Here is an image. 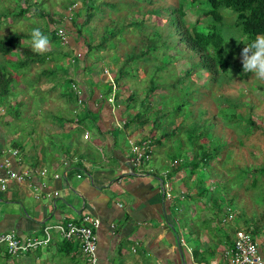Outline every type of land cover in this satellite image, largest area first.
<instances>
[{
	"label": "crops",
	"instance_id": "1",
	"mask_svg": "<svg viewBox=\"0 0 264 264\" xmlns=\"http://www.w3.org/2000/svg\"><path fill=\"white\" fill-rule=\"evenodd\" d=\"M71 34L75 31L71 30ZM72 39L73 36H68L66 45L76 50L80 45L77 47L75 43L82 40L74 42ZM107 63L101 61L92 65L91 74L109 83L116 66L109 71L105 69L107 74H104ZM84 64L85 61L79 67L77 62L67 64L82 88L84 104L76 113L71 110L74 102L67 105L65 115L52 114L43 108V114L50 115L49 119L54 118L57 123L45 127L40 124L36 132L33 130L41 117L33 112L29 118L34 121L25 118L15 125L14 121L7 120L8 123L0 125V163L7 161L6 167L0 166V174H5L6 168L17 172L37 167L46 170L44 174L29 173L23 182H10L6 189H0V232L12 230L20 238L31 234L42 236L44 223L78 221L81 214L90 213L99 219L95 233L100 264H221L222 250L230 244L234 229L246 228L251 230L264 259V218L261 217L264 205L258 206L255 218L253 214L236 218L229 209L232 217L222 220L226 215L220 209L228 207L226 202L219 200L218 205H214L206 196L198 201L190 197L200 189L189 181L190 176L184 181L182 173L174 171L168 175L169 183L176 180L177 187L171 190L175 196L166 198L159 189L163 170L157 172L156 165H151L154 172L150 175L145 172L135 176L128 172V152L122 148L119 135L139 138L150 131L151 126L147 125L145 131L140 132L134 128L136 122L124 125L133 108L130 113L122 114V104L113 106L112 100H108L115 92L103 93L98 89L90 92ZM44 93L38 92V95L43 97ZM120 121H123L121 126L117 125ZM26 125L32 130L21 136L17 131ZM85 130L89 133L87 138L82 137ZM14 139L18 147L11 145ZM14 147L18 149L17 154L10 151ZM76 165L84 169H73ZM53 190L57 191L55 195H47ZM29 194L35 200L30 208L23 204ZM40 196L47 197L48 201H40ZM173 198L176 200L169 201ZM169 204H173L172 207ZM245 211L249 212L250 207H243L242 213ZM178 214L185 215L179 219ZM67 241L50 229L46 244L16 259L24 256L26 264H86L76 240ZM3 254L0 250V256Z\"/></svg>",
	"mask_w": 264,
	"mask_h": 264
},
{
	"label": "trees",
	"instance_id": "2",
	"mask_svg": "<svg viewBox=\"0 0 264 264\" xmlns=\"http://www.w3.org/2000/svg\"><path fill=\"white\" fill-rule=\"evenodd\" d=\"M147 1L150 2V0ZM197 1L200 2L202 6L201 10L207 19L208 24L205 30L189 28L184 24L182 19L183 12L181 9L182 0H165L164 2H156L153 6L147 7L144 10L142 9L146 13L150 12L154 15L159 14L161 19L160 27L158 28L161 35L159 37H162L163 29L166 30L168 27L170 30L169 35L171 38L167 40V42L164 41V45H162L163 49L158 51V57H160V54L166 49H174V54H167L168 59L173 57V60L168 63L158 64V68L165 69L170 63L174 62V59L175 61L176 59H181L183 61L186 60V67L183 69L182 78L190 79V87L175 95V102L172 105L173 110H186L187 115L192 121L189 124V127L183 123L185 122L184 119L179 121V127H183V129L187 130L186 145L188 146L182 148L181 144L183 142L178 144V150L170 155V158H174L176 161L172 162L173 166H169L167 174L170 175L174 171H182L189 167V173H187L188 177L200 169H206L207 173L205 178L201 177L198 181L196 180L194 182L196 188H200L198 189V193H203L207 188H210V191L207 193L209 194L207 196L209 201L214 205H218L219 200L225 201L232 214H234L233 216H235L241 209H243V207L238 206L241 205L239 201L233 202L234 204L232 203L231 195H233V193L236 194V192L231 193V191H225L219 188L220 186L218 185V182L220 181L216 180V175L218 174L217 165L219 164L231 169V163H233L234 167L238 169L237 173L240 177L239 179L241 180V183L242 181L244 182V177L249 178V185H247V187L255 190V193H252V197L250 196V198H256L264 202V197L261 195L263 189L258 187V179L264 178V110L255 107V97L250 92V95L247 98L248 100L243 98V96L245 97V95H247V92H242L243 95L236 92L238 90L235 89L236 86L233 84V81H231L232 74L230 72L225 74V71L220 70L222 66L221 57L224 43V37L220 25L221 22L226 21L227 19V17H225V9H229L233 15L232 18L228 19H233L234 25H236L241 34L245 36V45L251 43L257 35H264V0ZM68 3H74V0H70ZM79 3V9H82L83 14H81V20H78V24L76 22L77 20H72L71 15V12L76 14V10L70 8L69 10H65L66 16L68 14L67 12L70 11L69 17L67 16L68 19H61L60 25L65 33L69 32L70 36H73L72 41L76 42L77 40H82L84 47L82 55V59L85 61L84 67L86 70L91 71L94 69L92 68L94 62L95 65H97L98 62H101L102 55L104 54L101 52L102 50L107 49L110 51L111 49L115 50L120 47L116 42L118 40L117 34L120 32L119 29L115 27L116 24L114 23V20L116 18L107 15V12L105 11V8L108 5L110 8H116L118 7V4L116 2L111 3V0H79ZM203 3H205L207 7L204 8ZM26 7L27 6L19 5L16 13L11 12L10 8H8V10L0 12V19L5 18L6 15H11L12 17L20 16L25 12ZM34 13L39 15L42 13L49 14L48 12L41 11V9H35ZM104 17H109V20L107 18V20L103 22ZM92 18H96L95 22L92 21ZM51 21H54V19H51ZM67 21L70 22V24H67ZM99 21H102L101 25H99ZM153 22H150L147 25L152 27ZM108 24H111V28H108ZM71 30L75 31L74 35L71 34ZM49 32L51 39L57 37L56 40L59 41V44L64 43L60 35L56 34L53 28H51ZM23 37H27V34L22 31L13 32L11 35L0 34V107H2L7 114L11 113L14 117H24V115L20 117V106L25 103L21 98H14V104L8 103L9 99L15 97L16 88L12 85L15 84L17 78H15L14 75L22 78L26 90L31 89L32 92L33 89L35 91L32 92V94H29V99L33 96H37L38 92L53 91L58 92V95L63 97L65 104L68 105L73 102L75 104L77 98L76 91L70 86L71 82H76L72 75L74 74V71L67 66L66 63L58 62L65 57H69L72 53L69 50L59 49L53 51L48 49V51L42 55L37 54L32 51L31 46L23 43ZM12 52H18V54L13 57ZM94 53L95 55L92 56L91 54ZM137 56V53L130 54L128 51V53L124 55L121 63L117 65L113 76L114 90H116V93L123 92V89H128L125 86V83L132 80L134 72L131 71V66L129 67L130 69H127L125 66L129 60L136 58ZM197 71L203 72L206 76L207 83L199 85V83L194 80L193 74ZM57 72L60 74L54 76V73L56 75ZM28 74H31V76ZM89 76L94 78L92 86L89 88L90 92H94V89L100 90L96 85H98L97 82L99 83V81H103L100 80L97 75L94 76L89 73ZM191 76L192 78H190ZM225 76H227V78H225ZM65 78H67L68 84L62 88L60 85L65 81ZM180 78L181 76L178 79ZM48 81H51V84L48 87H40L42 82ZM261 82L264 81L261 80ZM149 83L150 85L144 91L146 92L147 99L143 98L148 106H150L152 100L151 92L155 87V84L152 83L151 79ZM56 85L60 86V89L59 87L57 89ZM78 85L81 86L80 81L78 82ZM108 86L109 89H107V93L111 90V84ZM125 91L127 92L125 97L128 98L129 101H133L135 99L134 94L137 91L135 89H128ZM201 92H206L209 96L215 98L221 97L223 102L226 103L225 106H230L233 110L226 113L224 112L225 108H223V105L221 110L225 114L221 112L222 117L219 118L218 123L211 119L206 121V117L201 120V118L204 117V112H201V99H203ZM213 92H220L219 96H214ZM158 94L161 93H157V95ZM245 103L248 105L247 108L243 106ZM168 111L170 110L164 109V111L159 112V115H156L155 118H166L168 114H170L169 117H173L174 113H166ZM255 112L258 113L259 117L254 114ZM35 114L36 113L33 112V115ZM214 114L215 113L213 112L211 115L214 116ZM141 115H143V112L139 109L132 115L128 114V119L124 121V125L129 124V122L138 123V119H140ZM196 116L197 118L200 117L195 119ZM168 118H166V120ZM25 120H28V117ZM79 121H82V118L79 119ZM155 122H157V120H155ZM155 122L153 121L152 124L154 125ZM209 122L213 123V125L210 126ZM237 131H239V133H237ZM234 132L237 133V135H234ZM169 134H171V132L169 133L168 131L163 130L159 137H155V135L153 136V133L147 132L139 138H135L134 142L139 144L141 139H149V151L151 154L152 143H156L159 146L162 145L163 139L166 138V140H168ZM199 137L204 138V141L199 142ZM245 137L248 138V143H244ZM16 144L17 142H15L14 139L11 142V145L15 146ZM244 145L247 146L248 156L246 157L243 156L242 152L237 151L239 147H241L240 150L243 151L242 147ZM179 148L182 150H179ZM185 150H190L191 153L187 160L182 153ZM169 151H171L170 148ZM240 153H242L243 156L240 159L242 164H238V161H235ZM212 159H215L216 162L211 165L210 162ZM250 163L253 164L252 167L249 166ZM72 168L84 169V167H79L78 165ZM249 171L250 173L247 174ZM207 178H211L208 185L201 183V180L204 181ZM225 178L230 179V175H227ZM213 188L214 190L217 189V191H211ZM241 196H244V194ZM245 201L246 200H244V202ZM233 205L235 206L232 207ZM220 210L225 215L228 213V209L225 206L223 207V210ZM261 217L264 218V215L262 214ZM64 241H67V239H64ZM0 250L4 251L3 256H0V264H6L5 259L6 256L9 255L3 244H0Z\"/></svg>",
	"mask_w": 264,
	"mask_h": 264
},
{
	"label": "rangeland",
	"instance_id": "3",
	"mask_svg": "<svg viewBox=\"0 0 264 264\" xmlns=\"http://www.w3.org/2000/svg\"><path fill=\"white\" fill-rule=\"evenodd\" d=\"M70 0H0V12L8 10L10 8V11L13 13H16L17 9L19 8V5L27 6L25 8V12L22 13L20 16L12 17L11 15H6L5 18L0 19V34L3 35H11L13 32L16 31H22L27 34V37H23V43L31 46V31L34 28L39 27L41 31L48 35L50 37V29L53 27L52 25H55L58 23L61 19H65L66 14L65 10L68 8H74L76 10V14L71 12L72 20H81V14L82 9H79L80 3L79 0H74V3H68ZM73 1V0H72ZM165 0H150L148 2L147 0H111L112 2H116L118 4V7L116 8H110L108 5L105 8V11L107 12V15L116 18L114 20V23L116 24L115 27L119 29V34H117L118 40L116 41L120 47H118L115 50L108 51L107 49L102 50L101 52L104 53L102 55V63H107L106 68H103L104 74H107L106 70L108 71L110 69H114L115 66L119 63H121L124 55L126 53L134 54L137 53L138 56L136 58H132L129 60L126 64V68L130 69L134 72V76L131 81L125 83V86L128 89H135L137 92L134 94V100L129 101L128 98L123 97L121 95H127L125 90L123 89V92H117L116 90H111V92H115L114 96H112L111 104H118L121 103L123 107L122 114L128 112H131V107L133 108L132 113H134L136 110H141L143 112V115H141L140 119H138V123L136 122L134 128L135 130H138L140 132L145 131V127L151 126V130H148V133H153V136L159 137L162 131H168L169 138L166 140V138L163 139L162 145H158L156 143H152L151 149L152 152L148 159L145 161V166L150 167L149 171H145L147 174L150 175V173L154 172L151 165L154 164L157 167V172H160L161 170H166V167L169 168L171 165L170 162H175L176 159L170 158L171 154H174L175 151L178 150V144L183 142L181 144V147L185 148L188 145L187 144V138L186 133L187 130L183 129V127H179L180 123L179 121L183 120L185 122V125L189 127V124L192 122L187 115L186 110L182 109H172V105L175 102V95L179 94L180 92L186 90L190 87V79L188 78H182L183 75V69L186 67V60L181 59H174L173 63H170L165 69L158 68V64L160 63H168L173 60V57H170L168 59L167 54H174V49H166L160 54V57H158V51L160 49H163L162 45H164V41L167 42L171 38L169 35V28L167 27L166 30L163 29V35L162 37L160 35V31L158 28L160 27V16L154 15L153 13H146L143 10L147 7L153 6L156 2H164ZM182 19L184 21V24L188 26L189 28H196L205 30L207 27V19L204 13L201 10V4L199 1H190V0H182ZM204 8L207 7L205 3H203ZM66 7V8H65ZM35 9H41V11L48 12L49 14L42 13V14H35ZM143 9V10H142ZM70 13V11H68ZM145 13V15H144ZM232 13L229 11V9H225V17H227L226 21L221 22V32L224 37V43H223V53L221 57V71L230 72L232 74L231 81H233V84L236 86L235 89L238 90L240 95H243L242 92H247L245 97V100H248L249 92L253 94L255 97L256 108L263 109L264 110V82H261V80L257 79L255 76H253L251 73H244L242 70V58H241V52L245 45V36L241 34L240 30H238L237 26L234 25L232 18ZM109 17H104L103 22L106 21ZM51 19H54V21H51ZM96 18H92V21L95 22ZM154 21V22H153ZM68 22V21H67ZM153 22L152 27H149L147 24ZM102 24V21H99V25ZM48 25V26H47ZM108 28H111V24H108ZM115 28V29H116ZM87 31V30H86ZM84 31V32H86ZM87 33V32H86ZM66 36H70L69 32H66ZM57 38V37H56ZM56 38L51 39L50 38V45L48 49H51L53 51L56 50H69L71 53L78 51V54L75 56L78 57L77 59V66L79 67L81 63L84 62V59H82L84 47L82 42H78L79 44L75 43V46H79L77 50H74V48H71L68 45H65L64 43L59 44V41L56 40ZM163 40V41H162ZM74 45V44H73ZM76 47V48H77ZM126 52V53H125ZM18 54V52H12V56L15 57ZM168 54V55H169ZM92 56L95 55L91 54ZM11 57V58H13ZM118 57V58H115ZM108 60L105 62V60ZM65 58L62 60H59V63H65ZM47 62V61H46ZM111 62V63H110ZM70 63V62H69ZM74 63V62H73ZM95 65V62L94 64ZM115 65V66H114ZM68 66V65H67ZM105 66V65H104ZM116 69H114L115 71ZM89 73H91L90 70H86L84 73V77L87 80V82H90L89 84L92 86V82L94 81V78L89 76ZM60 73H54V76L59 75ZM222 74V73H221ZM224 74V75H225ZM31 76V74H28ZM73 77L76 80V84L78 85V80L76 79L75 74H72ZM80 80L83 77V72L81 71L78 73ZM15 78H17V81L12 86H15L16 88V94L15 99L21 98L24 102L26 101V104H23L20 106L21 113L20 117L24 115L23 118H15L11 113L7 114L6 111L3 110L2 107H0V125H5L4 122L8 123L7 120H12L11 122L15 123V125L18 124V122L22 119L29 118L30 115H32V112H36V114H40L39 119H37L38 125L34 127V132H36V129L41 124L43 127L47 126L48 124H51L52 122L56 124L54 118H50V115L45 116L43 114V108L47 109L48 111H51L52 114L60 113L66 114L68 112V106L65 104L63 97L58 95V92H45L43 94V97L39 95L33 96L30 99L28 98V94L31 93V89H25L24 88V81L21 77H17L14 75ZM181 76L180 79H178ZM192 78V76L190 77ZM193 78L196 82L199 83V85H203L202 83H207L206 76L203 74L202 71H197L193 74ZM227 78V76H225ZM152 80V83L155 84L154 89L151 92V103L150 106L146 104V101L143 100V98L147 99L146 88L150 85L149 81ZM54 81V80H53ZM264 81V80H263ZM126 82V81H125ZM51 84V81L48 82H42L40 84L41 88H46ZM68 84L67 78H65V81L61 83V87H65ZM98 85L97 88L100 89L101 92L107 93V89H109V83L105 82H97ZM108 84V85H107ZM94 85V84H93ZM57 86V85H56ZM60 86H57L56 88L60 89ZM80 87V85H78ZM125 88V87H124ZM232 90V89H231ZM125 91V92H124ZM32 92H35L32 89ZM110 92V91H109ZM233 92V90H232ZM157 93H161L158 94ZM220 92H213L214 96H219ZM201 95H203V99H201V112H204V117H206V121L211 119L214 122L218 123V120L220 117H222V108L223 105L225 108L224 112L229 113L233 110L230 106H225L226 103L223 102L221 97H213L209 96L206 92H201ZM21 96V97H20ZM143 100V101H142ZM14 98L9 99L8 103L14 104ZM43 101V102H42ZM192 102V100L190 99ZM193 103V102H192ZM244 107H248L247 103L243 105ZM19 107V106H18ZM127 107V108H126ZM147 107V108H146ZM76 109H80L79 107ZM158 109V110H157ZM164 109H168L170 111L166 113L173 114V117H169L170 114L167 115L166 118H155L156 115H159V112L164 111ZM244 109V108H243ZM24 110V111H23ZM206 111V113H205ZM38 112V113H37ZM215 113L214 116H212V113ZM222 112L223 114H225ZM27 113V114H25ZM257 117H259L258 113H254ZM130 115V114H129ZM201 116V114H200ZM199 116V117H200ZM203 116V115H202ZM11 117V118H10ZM34 117V116H33ZM198 117V118H199ZM209 117V118H207ZM217 117V119H216ZM197 116L195 119H198ZM216 119V120H215ZM31 121L33 119H30ZM157 120V122H155ZM199 119V121L201 122ZM34 121V120H33ZM155 122L153 125L152 122ZM84 123V120L82 122ZM34 126V123H32ZM209 125L212 126L213 123L209 122ZM154 126V127H153ZM31 128L26 125L24 126V129L17 131L19 134L27 135L30 133ZM215 129V128H214ZM78 130H80L78 128ZM173 131V133H172ZM10 134V132H6ZM239 133V131H237ZM237 133L234 132V135H237ZM33 134V133H32ZM81 135V132H80ZM120 142H122L121 146L123 149H125L126 152L129 151V143L126 140V137L123 135H119ZM132 137V136H131ZM164 137V136H163ZM134 138V137H133ZM162 140V139H161ZM198 141H204V138H198ZM244 143H248V138H244ZM169 146V147H168ZM169 148L171 151H169ZM241 147L238 148L237 151H240L243 153V156H248L247 154V146L244 145L242 147L243 151L240 150ZM187 149V148H186ZM179 150H182L179 148ZM183 156H185L186 160L190 157L191 153L190 150H185L182 152ZM242 153L238 154V158L235 159V161H238V164H242L240 162V159L243 157ZM234 160V159H233ZM216 160L212 159L210 164H215ZM169 163V164H168ZM227 164V163H226ZM250 167L253 166L252 163L249 164ZM231 169H228V167L217 165V170L220 175L216 176V180L220 181L218 182L219 188L222 190H228L233 193L231 195L232 203L239 201L241 205L244 208L250 207L249 212H243L240 210L238 214L236 215V218L247 216L246 214H253V218L257 217L256 214L259 212V208H262L264 203L262 201H259L257 204L255 201L256 198H250L252 197V193H255V190L253 188L247 187L249 185V178L244 177V182L239 179L238 176V169L234 167L233 163H231ZM145 169V168H144ZM189 167H187L185 170L177 171L176 173H182L184 181H187V176H185L187 173H189ZM144 172V173H145ZM167 172V171H166ZM196 173V174H195ZM207 171L206 169H200L197 172L192 173L190 176V182L198 181L201 177L205 178ZM250 171L247 173L249 174ZM227 175H230V179L225 178ZM136 176V175H135ZM137 176H139L137 174ZM199 178H198V177ZM225 178V179H224ZM211 179V178H210ZM210 179H205L204 181L201 180V183L204 185H208L210 183ZM177 187L176 180H170V189L173 191ZM222 187V188H221ZM258 187L262 188L263 191L261 192V195L264 197V178L258 179ZM215 188V187H214ZM211 191H217V189ZM160 189V188H159ZM210 188H207L203 193H197V194H191L190 197L195 198L197 201L198 199L206 196V199L208 198L207 193L210 191ZM244 194V196H241ZM40 201H48L47 197H39ZM176 200L175 198L172 199ZM244 200H246L244 202ZM34 198L31 194L26 195L23 199V204L25 206H32L34 204ZM247 202V203H246ZM238 203V202H237ZM246 203V204H244ZM252 205H247V204ZM234 204V203H233ZM244 204V205H243ZM63 205V204H62ZM170 207H172L173 204H169ZM255 207H254V206ZM233 205L232 207H234ZM70 208V206H67ZM185 214H178V218L181 219ZM52 220V219H50ZM239 221V219H237ZM55 223V222H50ZM23 254V253H21ZM21 254L17 256H10L7 259V263L10 264V262L15 261V264H26L23 262L24 256H21L20 258L16 259V257L20 256ZM12 257V258H11ZM1 259V257H0Z\"/></svg>",
	"mask_w": 264,
	"mask_h": 264
},
{
	"label": "built area",
	"instance_id": "4",
	"mask_svg": "<svg viewBox=\"0 0 264 264\" xmlns=\"http://www.w3.org/2000/svg\"><path fill=\"white\" fill-rule=\"evenodd\" d=\"M56 33L60 35L62 39L63 30L61 27L56 28ZM78 51L76 52V55ZM76 56L74 55L69 59L70 62L75 60ZM70 86L74 91H76V102L71 108L73 113L77 112L78 107H81L84 104V99L82 96V89L78 87L75 82H71ZM108 100H113L112 96ZM123 121L117 123L121 126ZM88 131L85 130L82 132V137H88ZM133 137H128L127 141L129 142V152L127 154L129 167L128 172L133 175H143L145 171H149L150 168L145 166V161L150 156V146L149 139L144 138L140 140L139 144L134 142ZM12 154H17L18 149L13 148L10 150ZM0 166H7V161L0 163ZM145 168V169H144ZM44 168H30L28 170L17 172L11 168L5 169V174H0V189L4 190L9 186L10 182H23L26 178L29 177V173H45ZM166 170L161 172V178L159 179V186L162 194L166 198H172L173 195L170 189V183L166 174ZM57 176V174H54ZM77 176H79L77 174ZM56 190L48 192L47 195H55ZM182 196V194H179ZM228 209V213L222 220L226 218H231L232 214ZM99 224V219L97 216H94L90 213H83L80 215L78 221H73L71 219L67 220H58L55 223H44L42 228L43 235L38 236L36 234H31L28 237L20 238L15 235L12 230H7L0 232V244H3L6 248V252L9 256H17L21 253H24L31 249H36V247L46 244L50 239V229H54L58 232L61 238L70 240L74 239L77 242V248L86 264H100L96 255V233L95 228ZM221 264H264V259L261 253L258 251L257 242L253 237V234L250 229L246 228H235L233 231V236L230 244L226 245L222 250V261Z\"/></svg>",
	"mask_w": 264,
	"mask_h": 264
},
{
	"label": "clouds",
	"instance_id": "5",
	"mask_svg": "<svg viewBox=\"0 0 264 264\" xmlns=\"http://www.w3.org/2000/svg\"><path fill=\"white\" fill-rule=\"evenodd\" d=\"M68 8L67 10H69ZM68 13V12H67ZM70 13L67 14L69 17ZM66 16V17H67ZM68 19V18H67ZM61 27L60 21L53 25V29L56 33V28ZM63 30V28H62ZM57 34V33H56ZM63 37L62 41L64 44H67V36L66 33L63 30ZM31 48L34 53L37 54H44L48 51L49 45H50V37L46 34H44L39 27L32 29L31 33ZM77 50V49H76ZM80 51V50H77ZM72 52V55L69 57H66L65 62L67 64L75 63L77 62L78 57L75 58L73 62H70L69 59L72 58L75 53ZM241 58H242V70L244 73H251L253 76H255L259 80H264V35H257L256 38L249 44H246L241 52ZM70 62V63H69ZM109 84H111V90H114V84H113V78L110 80ZM81 88V86H80ZM82 89V88H81ZM110 90V92H111ZM114 96V95H113ZM73 107V105H72ZM170 166H173L172 162H170ZM167 171V169H166ZM167 174V173H166ZM168 180L169 176L167 174ZM172 201V200H169Z\"/></svg>",
	"mask_w": 264,
	"mask_h": 264
}]
</instances>
